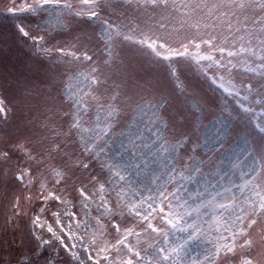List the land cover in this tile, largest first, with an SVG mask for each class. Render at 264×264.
I'll use <instances>...</instances> for the list:
<instances>
[{
	"label": "snow or ice",
	"instance_id": "6c2138e0",
	"mask_svg": "<svg viewBox=\"0 0 264 264\" xmlns=\"http://www.w3.org/2000/svg\"><path fill=\"white\" fill-rule=\"evenodd\" d=\"M0 18L23 54L0 87V264H264V0Z\"/></svg>",
	"mask_w": 264,
	"mask_h": 264
},
{
	"label": "rangeland",
	"instance_id": "374dc122",
	"mask_svg": "<svg viewBox=\"0 0 264 264\" xmlns=\"http://www.w3.org/2000/svg\"><path fill=\"white\" fill-rule=\"evenodd\" d=\"M10 0H0V9ZM22 46L18 41H14L11 35V27L8 22L0 18V49H3V54H0V87L4 86L6 76L16 77L20 67V61L23 59L21 51ZM187 74V73H186ZM183 79V77H181ZM215 111L209 112L208 118L203 121L204 124H209L215 117ZM227 130V129H226ZM213 134V129L208 128V135ZM243 147V143L233 148L234 151H239ZM252 159L247 161L246 167H251ZM6 207L3 196V185H0V258H8L15 254L18 244V238L13 235L6 234L4 230Z\"/></svg>",
	"mask_w": 264,
	"mask_h": 264
}]
</instances>
